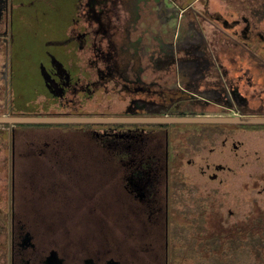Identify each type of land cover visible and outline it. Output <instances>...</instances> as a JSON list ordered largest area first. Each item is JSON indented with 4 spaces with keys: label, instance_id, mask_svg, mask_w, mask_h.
Masks as SVG:
<instances>
[{
    "label": "flooded vegetation",
    "instance_id": "af4514ba",
    "mask_svg": "<svg viewBox=\"0 0 264 264\" xmlns=\"http://www.w3.org/2000/svg\"><path fill=\"white\" fill-rule=\"evenodd\" d=\"M48 1L51 0L43 2ZM53 1L58 3V0ZM236 1V18L230 23L237 28L231 29L232 32L224 29L222 22L226 18L220 17L217 11L219 17L216 16V19L220 23L211 19L213 14L210 18V15L196 9L194 12L197 14H193L199 21L195 19L197 23L193 27L200 33L199 40L195 37L187 43L183 41L176 50L172 47L173 52L169 47L160 45L163 49L161 53L169 58L160 59V63L158 59H151V66L167 68L164 74L167 79V73L176 71L180 77L170 83L156 80L154 75L143 76L142 59L124 58L123 47L116 44L114 37H121L125 31L129 42L124 44V48L139 55L130 41L132 25L137 26L139 34L137 9L132 12L126 10L123 0H73L69 6L70 16L66 17L70 20L65 23L67 36L53 40L54 44L61 46L59 53L48 51L47 58L39 60L40 82L38 91L34 90L35 100L49 110H59L60 113L55 111L56 116L171 117L184 116L187 112L198 115L195 113L197 102L205 108L213 107L201 116H264V80L261 78L264 75V56L236 36L244 27L251 31L262 30L264 16L257 17L253 13L254 0H246L245 6L241 5V0ZM14 2L0 0V79L3 80L0 88L4 94L5 87L11 85V58L8 55L12 44L11 25L19 13L15 11ZM226 2L222 0V3ZM99 3H105V10L99 9ZM232 4L235 7L234 2ZM87 8L89 15L85 11ZM29 15L20 12L16 17H22V21L31 19L27 25L37 30L45 19L54 25L49 16ZM204 21L218 29L221 43L214 44L209 40L203 29ZM203 38L204 45L201 42ZM70 41L78 42V49L87 43L89 58L78 60L73 58L72 52L67 53L63 47ZM219 44L232 50L237 46L244 52H250L251 58H210L204 47L213 50L219 48ZM44 92H48L51 98L44 100L46 98L40 96ZM86 92L91 99H104L105 107L101 110L113 111H106L105 115L82 114L81 110H92L79 102L80 94ZM1 103L0 107L9 109V101ZM64 106L67 110H63ZM69 110L78 115H70ZM146 110H156V114L151 115ZM188 123H9L6 144L7 162L11 165L8 176L11 179V210L17 209L15 180L20 175L32 179L72 178L82 183L81 186L69 187L71 195L58 191L54 202L46 191L40 190L39 202L28 204L31 207L40 204L45 210L57 209L51 220L43 216L31 223L25 219L17 222L13 216L10 223L20 222L22 231L18 235L20 240L16 242L15 228L11 226L10 264H34L36 258L40 259L39 264H53L56 261L54 257L65 264H88L85 260H95L93 264H96L99 257L113 254L112 243L119 244L113 246V250L118 251L116 255L124 248L126 251L122 253L126 257L129 255L128 259H135V264H139L144 255H154L153 264H159L161 255L156 244L162 243L164 259L169 264L173 225L171 210L177 201L176 179L182 177L181 168L178 169L174 163L177 159L183 163L186 154L192 152L190 143L193 138H208L215 142L208 147L210 152H216L215 158L206 159L205 165L200 166L204 177L219 179V184L223 185L226 182L224 174L242 172L264 179V170L246 172L244 169L235 170L231 164L236 162L241 167L247 164L255 169L256 163L264 168V122H195L192 129L180 127ZM176 136L184 141L182 146H175ZM194 161L193 158L186 160L188 163ZM100 181L104 182L105 188L95 185ZM95 189L99 192L96 193ZM50 221L53 227H50ZM29 224L36 228L32 229ZM34 229L45 237H40V241L33 239ZM52 242H56L57 246L51 247ZM97 243L103 244L104 248L101 249ZM71 256H81L82 260L67 263L68 258H73ZM106 259L102 264L114 260L111 257ZM113 262L121 264L117 260ZM141 262L144 264L143 260Z\"/></svg>",
    "mask_w": 264,
    "mask_h": 264
},
{
    "label": "rangeland",
    "instance_id": "374dc122",
    "mask_svg": "<svg viewBox=\"0 0 264 264\" xmlns=\"http://www.w3.org/2000/svg\"><path fill=\"white\" fill-rule=\"evenodd\" d=\"M43 1L44 0H16L14 2L13 0L16 12H22L27 16H30L29 14L49 16L54 25H50L45 19L37 30L31 25H27V23L31 22V19H26V21H22V17L18 19L16 16H18L19 13L17 12L11 25L13 33L11 36L12 44L8 54L11 58V85L10 87H5L6 95L0 88V101L2 103L4 101H9L7 104L9 109L4 110L1 106L0 116H48L49 114H57L55 111L60 113L59 110H49L48 107L41 106V104L35 100L34 90L38 91L37 86H39L40 82L39 60L47 58L48 51L59 53L61 46L54 44L55 42L53 40L62 37L66 38L67 36L65 33V23L70 20L66 17H68L67 15L70 16L69 6L73 3V0H58L57 4H60V6H57L53 0L48 1V3ZM123 1L126 10L132 12V10L137 9L139 11V34H137L136 25H132L130 29L131 44H134L133 48L136 47V50L139 51V55H134L133 52L124 48V44L129 42L125 31L121 37H114L117 41L116 44L123 47L124 58L133 57L134 59H138L139 57L142 59V64L140 65L144 69L142 75H150V77L154 75L156 80L173 82L172 79L177 80L180 77L176 71H173L167 73L169 74L168 80L166 76H164L167 72V68L152 67V60L158 59L157 61L160 63V59L164 60L169 58L167 54L164 56V54L161 53L163 49H159L158 46L160 45L166 48L169 47L170 51H172V47L176 50L177 45L181 44L183 41L187 43L190 39H195V37L196 40H199L200 33L196 32L194 28L196 27L195 24L197 21H199L194 17V14H197L194 12L196 9L210 15V18L211 14H213L211 19L215 23H220L216 19V16H218L217 13L220 17H225L226 19H223L224 21L222 24H224L223 27L228 32H232L231 29L235 30L237 28L230 23L236 18L234 9L238 8V2L236 0H227L225 4L222 3V0ZM245 1L246 0H241V5L245 6ZM258 1L261 0H257V2ZM232 2H234L235 7ZM252 2L254 3L255 1ZM99 4L101 6L99 9L105 10V3ZM53 6H57L58 8H51ZM86 6H88L87 3ZM89 8L85 9L88 15L90 14ZM254 9L255 8L252 10L254 14L260 11ZM76 10V14H78V8ZM184 10L189 13L184 12ZM195 19H197V21H195ZM34 28L36 30H34ZM203 29L212 43H221L218 36V34H220L217 31L218 29L206 24L205 21L203 23ZM261 29L262 30L255 29L251 31V29L244 27L242 30H239L241 33L236 36L264 56V23ZM197 35L199 36L197 37ZM138 37L139 39H137ZM78 46V42L70 41L69 44L65 45L63 48L67 50V53L72 52L71 54H73V58L75 59L84 60L85 58H89L87 57L88 44L85 43L84 46H81L79 49ZM228 47L227 45L221 46V44H219V48H214V57H217V59L251 58V56H249L250 52L248 51L244 52L242 49H238L237 46H235L233 50L228 49ZM70 49L72 50L70 51ZM1 52V56L3 57L4 50ZM261 78L264 80V75L261 76ZM2 83L3 80L0 79V87H2ZM90 86L92 87V85ZM42 95L43 98H46L44 100L51 98L48 92L41 93L40 96ZM87 95L89 94L81 93L79 102L86 104L92 110H81L80 112H82V114L105 115L106 111H113L101 110L105 107L103 98L96 97L94 100L91 99V96L88 97ZM91 95L93 96V94ZM31 100H33V102ZM105 100L107 101V99ZM92 101L102 104H91ZM69 102L72 103V100H69ZM197 103L198 107L195 113L198 115L187 112L184 116L205 115L204 113L207 110H212L211 108H213H205V106L200 105L201 103ZM63 110H67L65 106ZM188 110H191V108ZM51 111H53V113H49ZM146 111L151 115L156 114V110ZM69 112L70 115H78V113L73 110H69ZM180 127L192 129L195 125L190 122ZM8 136L7 123L0 122V216L4 207L10 209L7 202V199L9 201L10 192L8 182L9 169L6 165L7 163L1 164L2 160L7 162L8 150L6 139H8ZM192 141L193 142L190 143V146L192 145V152L186 154L185 161L180 163L177 159L174 163L178 169L181 168L182 177L179 176L176 179L177 201L176 205L173 206V210H171L173 225H171V242L169 243V264H264V190L262 189L264 179L250 177L247 173L242 172L236 175L230 174L226 176L224 174L226 182H224L223 185L219 184V179L212 180L207 176L204 177L201 173L200 166L205 165L206 159L211 160L215 158L214 155L216 152H210L208 149V147L214 145L215 142L208 138H193ZM183 142L184 141H182L179 136H176L175 146H182ZM187 158H193L195 161L188 163L186 162ZM21 164L25 166V163ZM231 164L234 166L235 170L244 169L246 172H248L247 170H255L257 172L264 170L263 167H259L256 163H254L255 169L252 167L249 168L247 164L244 167H241L239 163L236 162ZM18 165L19 164H16V166ZM20 170L23 169L20 168ZM81 184L82 183H78L72 178L43 177L32 179L20 175V178L15 180V202L17 203V209L12 210L10 218L13 219L15 215L17 222L19 219H25L29 221V223L34 219L40 220L43 216L51 220L53 214L58 212L56 211L57 209L52 207L45 210L44 206H39L40 204L33 207L28 204L36 201L39 202L40 190L46 191L47 196L54 202L55 198L58 196V191L62 194L71 195V189L69 187L81 186ZM95 185H99L98 188L101 186L105 188L103 181L97 182ZM95 192L98 193L99 191L95 189ZM68 199L70 198H67V200ZM44 201H46L45 198ZM20 224V222L9 224V226L15 228L16 242L20 240L18 237L22 231L21 227H19ZM52 224L53 222L50 227H53ZM29 225L32 229L36 228L32 226V224ZM32 232L35 236L33 239L40 241L39 239L42 236H40L39 230L34 229ZM4 234L5 228L0 224V236ZM42 242L44 244V241ZM96 245L100 246L101 249L104 248L103 244L97 243ZM116 245L119 244H111V253H113L111 256L106 254L99 257L96 264H102L107 261L106 257H111L114 260L120 261L121 264H135V259H128L130 256L128 255V257H126L125 253H122V251H126L124 248V250L122 249L120 253L116 255L118 251L115 252L113 250V246L116 247ZM156 245H158L156 248H159L161 255L159 264H166V259H164L163 255L164 244L161 243ZM56 246V242L51 243V247ZM117 256L119 258H117ZM71 257L73 258H68L67 263L82 260L81 256H76L77 258L75 256ZM131 257L134 258V255ZM153 257L155 256L150 255V257H148L144 255L142 259L140 258L139 264H142L141 260H143L144 264H153ZM39 260V258H36L34 264H39ZM6 261L7 263L0 259V264H10V260ZM85 261L88 264H93L95 262V260L91 261L92 263L89 262V260ZM76 264L79 263L77 262ZM106 264L118 263L108 261Z\"/></svg>",
    "mask_w": 264,
    "mask_h": 264
},
{
    "label": "water",
    "instance_id": "95a60500",
    "mask_svg": "<svg viewBox=\"0 0 264 264\" xmlns=\"http://www.w3.org/2000/svg\"><path fill=\"white\" fill-rule=\"evenodd\" d=\"M264 122V116H171V117H130V116H56V115H3L0 122L24 123V122Z\"/></svg>",
    "mask_w": 264,
    "mask_h": 264
},
{
    "label": "trees",
    "instance_id": "16d2710c",
    "mask_svg": "<svg viewBox=\"0 0 264 264\" xmlns=\"http://www.w3.org/2000/svg\"><path fill=\"white\" fill-rule=\"evenodd\" d=\"M254 1H255L254 2L255 10H260L259 11L260 13L259 12L256 13V16L257 17H263L264 16V14H263V11H264V1H262V0L261 1H258V2H257V0H254ZM258 21H259V19H258ZM201 42L204 45V43H205L204 38L202 39ZM158 47H159V49L162 48L161 46H158ZM204 49L207 50L208 56L210 58L212 56L214 57V53H215L214 49L213 50L212 49L210 50V48H209V50H208L207 47H204ZM171 52H173V50ZM194 55H196V53ZM160 56H161V54H160ZM101 123H103V122H101ZM8 124L9 123H7V125ZM1 164H6L8 166V169L11 166L10 163L5 162V160H2V163ZM8 180H9L8 182H10V179H8ZM9 189H10V186H9ZM7 202H8V207H9L10 199H9V201L7 199ZM11 213H12V210L7 209L6 207H4L2 209L1 216H0V224L5 228V234L3 236L2 235L0 236V259H2L3 262H6V263H7L6 260H8V254H9V250H10V243H9V241H10V235H11V233H10L11 232V226H9V224H10V221L12 219V218H10ZM54 258H55V260L57 262L55 261V262H53V264H58V262H59V264H65V263H62L60 259H59L60 261H58V259L56 257H54ZM111 261H114V260H111ZM116 263H118V262H116ZM79 264H81V263H79Z\"/></svg>",
    "mask_w": 264,
    "mask_h": 264
}]
</instances>
